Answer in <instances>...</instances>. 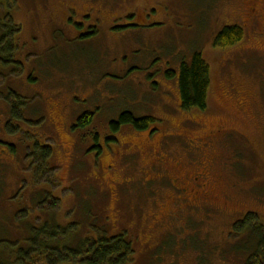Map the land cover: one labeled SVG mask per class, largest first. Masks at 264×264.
<instances>
[{
  "label": "rangeland",
  "instance_id": "rangeland-1",
  "mask_svg": "<svg viewBox=\"0 0 264 264\" xmlns=\"http://www.w3.org/2000/svg\"><path fill=\"white\" fill-rule=\"evenodd\" d=\"M212 1L14 0L1 8L2 24L9 15L19 27L9 59L0 46L5 255L13 260L32 230L46 227L60 230V251L124 235L127 264L245 263L250 243L234 224L254 214L264 226V38L244 24L242 43L218 51L216 34L237 21L231 12L242 0L207 8ZM193 53L209 69L203 112L180 107L179 65ZM85 111L95 114L91 124L72 129ZM124 111L155 123L112 131ZM217 129L228 135L208 141ZM199 174L202 189L192 183ZM174 179L197 199L180 197Z\"/></svg>",
  "mask_w": 264,
  "mask_h": 264
},
{
  "label": "trees",
  "instance_id": "trees-1",
  "mask_svg": "<svg viewBox=\"0 0 264 264\" xmlns=\"http://www.w3.org/2000/svg\"><path fill=\"white\" fill-rule=\"evenodd\" d=\"M10 3L13 5L14 0H6L5 4L0 1V12L3 6L8 7L7 4ZM132 18L133 15L128 16V19ZM5 19V24H2L0 20V46L8 47L3 52L9 59V55L13 51L12 46L15 38L13 35L16 36L19 33V27L11 24L9 15H6ZM92 35L94 34H90V36ZM243 38L244 32L241 28H226L216 37L214 45L216 47H232L242 41ZM166 76L172 77L173 72L167 73ZM209 86V69L199 53H193L189 63L184 61L180 63L177 87L181 109L203 112L207 106ZM94 116L95 114L93 115L92 112H82L77 116L72 129H84L91 124ZM154 123L155 119L151 117L136 118L132 113L124 111L118 115L116 120L109 123V128L112 131H118L121 126L130 125L137 130H144ZM29 199L37 200L33 195ZM32 233V237L27 240L28 249L22 251L21 254L17 253L13 260L11 259L12 256L9 258V255H5L0 249V264H46V262H48L47 264H58L67 261L79 264H127L132 254L130 242L126 240L124 235L111 239L99 238L96 241L86 239L75 250L60 251L56 248L58 239L62 235L58 228L54 231H50L46 227L41 230L33 229ZM233 233L244 234L249 240L250 244L247 250H250V254L244 264H264V226L260 224L257 216L247 214L242 221L234 224ZM1 255L7 257L3 259Z\"/></svg>",
  "mask_w": 264,
  "mask_h": 264
},
{
  "label": "flooded vegetation",
  "instance_id": "flooded-vegetation-1",
  "mask_svg": "<svg viewBox=\"0 0 264 264\" xmlns=\"http://www.w3.org/2000/svg\"><path fill=\"white\" fill-rule=\"evenodd\" d=\"M216 1V2H215ZM220 0H214V2H210L209 7L211 8L213 3L218 4ZM259 4L257 0H242V2L239 3L238 7L236 8L235 11L231 12V15L234 16V18L237 21H230V22H225L222 24L220 30L217 32V36L226 28H233V27H239L243 29L242 25L244 26L249 24L250 28L253 29V34L256 37H262L264 38V31H263V22H264V14H262L258 9H259ZM264 4V2L262 3ZM216 8V7H215ZM133 19V18H132ZM244 30V29H243ZM94 32V29L91 30V33ZM88 34V35H90ZM244 38L242 39V41ZM241 41V43H242ZM239 43L238 45H240ZM238 45H234L232 47H216L218 51H226L229 52L231 49L236 48ZM263 56H264V50L262 49ZM228 135L227 131L223 129H217L216 131H210L209 133V138L208 141H212L214 138H225ZM207 143V142H206ZM205 144V143H204ZM187 146H190L192 149H197L196 144H194L193 140H190L187 143ZM165 177V176H164ZM161 177V178H164ZM166 178V177H165ZM203 177L199 174L197 177H194L193 179V184L196 187V189H202L203 185L202 183ZM169 180V179H168ZM171 188L175 190L179 196L187 197V193L191 194V197L195 200L198 197V192L195 189H189L188 187H182L178 183L176 179L174 181H170Z\"/></svg>",
  "mask_w": 264,
  "mask_h": 264
}]
</instances>
